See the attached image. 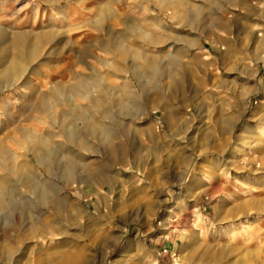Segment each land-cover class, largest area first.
<instances>
[{
  "label": "rangeland",
  "instance_id": "374dc122",
  "mask_svg": "<svg viewBox=\"0 0 264 264\" xmlns=\"http://www.w3.org/2000/svg\"><path fill=\"white\" fill-rule=\"evenodd\" d=\"M0 23L48 39L17 84H0V183L15 205L0 209V264H264V0H0ZM79 74L124 164L82 150L76 130L99 142L76 119L47 134L71 111L52 89ZM31 131L60 155L54 176L26 157ZM68 157L85 181L65 185ZM39 170L59 204L28 187Z\"/></svg>",
  "mask_w": 264,
  "mask_h": 264
},
{
  "label": "bare ground",
  "instance_id": "6f19581e",
  "mask_svg": "<svg viewBox=\"0 0 264 264\" xmlns=\"http://www.w3.org/2000/svg\"><path fill=\"white\" fill-rule=\"evenodd\" d=\"M157 4H160V5H158L160 10H163V8H165V6H166V4L161 5L160 2ZM150 20H153V18H151ZM202 20H204V19L202 18ZM102 22H100L98 24H101ZM96 26L97 25H95V27ZM51 33H54V32H51ZM42 34L32 36L29 32H20V33H17L14 37L10 38L8 35V30L6 29V27L2 26V23H0V84L3 87H6V86L11 87L12 85L17 84L19 82V80L25 74H27V73H25L27 63L35 61L37 59V57L39 56L38 54H39L40 50L42 49V46H43L45 40H47V42H48V39L44 38V36H46V35H42ZM39 37L41 39L42 38L43 39L39 40ZM14 50L16 51L15 56L12 55V52ZM27 68H28V66H27ZM134 73H136L138 75V72L136 70H134ZM80 74L78 75L79 77H81ZM181 80L179 78H173L172 83H174L175 88L180 87L179 85L181 83ZM60 85L61 84L55 85L54 88L52 89L51 93L53 94V98L55 100H57V98L61 97L63 99L65 97V102L68 104V106H70L71 111H70V113L59 114L58 117H53L50 120V122H48V124L50 126H49V128L47 127L48 128L47 134H50V135L55 134V136L57 134L59 136H62L65 134L67 135L66 130H65L66 124L73 121L74 119H76L75 122L77 123V126L80 129L84 128L85 134H89L90 136H92L93 139H95L99 142V146H97V148L91 147V145L88 143V140L85 139L84 133L83 134L78 133L79 131L76 130V134L75 135L73 134V136H71V139L75 140L76 144H78L82 150L84 149L90 154H100L101 153V154H103L104 157H106V159L109 161V163H111L112 165L114 164V166L117 163L118 164H124L125 161L127 160L126 159L127 158L126 148H124V147L121 148V146L115 145L114 144V140H115L114 138H116L115 135L112 134L111 130L106 125H104V123L102 121L97 120L98 116L108 118L109 115H108L107 111L104 108H102V105L100 104L101 103L100 98L99 99H91L90 98V96H89L90 91L89 90L92 88L90 81H87L86 78L83 79L81 77V79H79V81H77V83L75 85L71 83L69 85V87H67L68 90H65ZM66 91L69 92V94L64 96ZM74 94H76L77 96H79L80 98H83V99L87 98V95L89 94L88 95V97H89L88 103H90V105L87 103V106H86V104H84L82 102L79 104H75L76 102L74 101V97H73ZM53 98H51V99H53ZM56 104L57 103L50 101L49 107H51V108L57 107V106H55ZM90 106L91 107L93 106V109L95 108V106L97 108L100 107L101 111H98L97 113H94V114L87 115L86 109L89 108ZM25 136H26V138L24 137L25 140L30 142V145H31L26 152V157L28 158L29 155L32 153L34 155L35 159H37V163L40 166V168L45 169V171L47 172L48 175L50 174V175L54 176L55 173H54L51 165L53 163L61 164L60 163L61 158H60L59 154L54 153L55 149L53 150V146H52L51 141H49V137H47L46 135L34 133L32 131L29 132L28 134H26ZM47 157H50L52 160L51 163H49V164L47 163L48 161L46 160ZM71 159L72 158L68 157V159L62 163V165H61L62 168H60L63 171L62 175L64 178L63 180L65 181V185L66 184L67 185L72 184L71 180H77V181L81 180L83 182V181H85L84 179H86L83 176L85 174H83V175L78 174L77 175L75 173V165L73 164ZM5 161H6V159L3 156H0V164L4 163ZM101 169H102L101 167H92V166H88V165H84V167H83V171H85L87 174H89L88 178L89 177H98L99 179H102V180H104V182H106L107 180L110 179V177L108 176V174L101 172ZM16 170H18V169H16ZM39 171H40V173L37 174L38 180L34 181V182L32 181V183H30L28 185V187L30 189L37 190L38 193H40L42 195L52 197L55 200V202H57L59 204L61 202L60 201L61 198L59 199L58 196L60 193L59 191L62 189V187L60 185H58L55 181L51 180L50 178L48 179L46 177V175H44V173H42L41 170H39ZM83 171H82V173H83ZM14 172L15 171H12L13 174H14ZM21 172H22V170H21ZM6 185H7L6 182L0 183V200H2V202L0 203V209L10 210V209H12V207L14 208L15 205H12V204L10 205V204L4 202L7 199L6 198L4 200V196L6 193L5 192ZM34 219H36V218H34ZM242 222L245 224L250 223V222H253V219L249 218V217H245L242 220ZM53 235H55V233H53L52 236ZM4 247L6 248V246H4ZM9 248H12V246L11 247L9 246ZM7 250H9V249L7 248ZM9 253H11V252H9ZM7 254H8V252H7ZM205 257L206 258L200 257L195 261L196 262L197 261L203 262L204 264H206V263L211 264L213 262L217 263V260L214 259L212 257V255H211V257H210V255H206Z\"/></svg>",
  "mask_w": 264,
  "mask_h": 264
}]
</instances>
